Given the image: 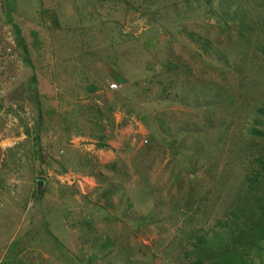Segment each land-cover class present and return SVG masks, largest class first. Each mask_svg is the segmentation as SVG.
Listing matches in <instances>:
<instances>
[{"label":"rangeland","instance_id":"1","mask_svg":"<svg viewBox=\"0 0 264 264\" xmlns=\"http://www.w3.org/2000/svg\"><path fill=\"white\" fill-rule=\"evenodd\" d=\"M263 48L264 0H0V264H189L240 191Z\"/></svg>","mask_w":264,"mask_h":264},{"label":"trees","instance_id":"2","mask_svg":"<svg viewBox=\"0 0 264 264\" xmlns=\"http://www.w3.org/2000/svg\"><path fill=\"white\" fill-rule=\"evenodd\" d=\"M209 0H207V3ZM264 53V48L261 50ZM27 61V59H26ZM28 62V61H27ZM166 67L170 68V64L167 63ZM172 67V66H171ZM173 70L177 67L174 65ZM171 87V84H169ZM164 95L165 99H169V93L166 90L161 91V95ZM167 101V100H166ZM256 115L259 116L258 122L255 121L254 124H258L260 127L256 128L252 126L248 130L251 135L249 143L246 148V162L243 165V172H240V181L237 185L240 191L231 199L230 205L224 210L223 215L215 222V224L210 228L202 237L197 238L195 241L188 240L189 245H191V254H183L186 258L190 260L189 264H253V255L257 254L261 250V244L264 242V107L259 108L256 111ZM166 114L158 118L159 127L165 126L167 123ZM166 129V134L168 135V127ZM208 129H213V126L209 125ZM229 126L226 128L222 127L221 133L227 135ZM226 137V136H225ZM102 140V137H100ZM220 137L218 138V141ZM215 143L213 142V145ZM222 141L215 144V147L219 150L222 147ZM253 148H256L253 150ZM253 150V151H252ZM139 161L143 162L141 157ZM144 167V164H142ZM214 163L212 161L208 162V169L213 168ZM139 171V168H137ZM208 171V170H207ZM133 173V174H132ZM131 174H126L125 178L130 180L135 174V169ZM207 177L211 180L214 185H217L219 180L214 177L212 171L207 172ZM114 174V179L116 178ZM137 181V175L135 176ZM149 177L144 175L141 180L144 186L147 185ZM126 182V181H124ZM139 185V180L137 182ZM135 184V186H137ZM38 191V190H37ZM119 192L117 185L113 186V189L107 190L103 193L102 198L106 199L104 207L97 206L96 208L102 217L110 218L109 210L114 208L110 203L109 199ZM122 195L126 192L123 187H121ZM36 196V195H35ZM34 196V197H35ZM37 200V198H35ZM132 208V205L128 206ZM92 220H84L81 222L80 226L85 225L90 228ZM45 228H48V223L44 224ZM47 234L52 238L50 232ZM91 230L84 234L85 237H89ZM53 239H56L53 237ZM192 243V244H191ZM115 242L111 238H105L101 242L99 239H95L91 243V249L94 251L89 256V262L95 263L106 259L110 254L118 250H115ZM90 249V247H89ZM97 250V252H96Z\"/></svg>","mask_w":264,"mask_h":264},{"label":"built area","instance_id":"3","mask_svg":"<svg viewBox=\"0 0 264 264\" xmlns=\"http://www.w3.org/2000/svg\"><path fill=\"white\" fill-rule=\"evenodd\" d=\"M110 91H116L117 90V85L116 84H112L110 85Z\"/></svg>","mask_w":264,"mask_h":264},{"label":"water","instance_id":"4","mask_svg":"<svg viewBox=\"0 0 264 264\" xmlns=\"http://www.w3.org/2000/svg\"><path fill=\"white\" fill-rule=\"evenodd\" d=\"M41 184H42V182H40V181L37 182V190H38V192H40Z\"/></svg>","mask_w":264,"mask_h":264}]
</instances>
